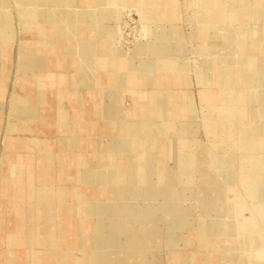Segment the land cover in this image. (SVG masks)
Returning <instances> with one entry per match:
<instances>
[{
    "label": "bare ground",
    "instance_id": "1",
    "mask_svg": "<svg viewBox=\"0 0 264 264\" xmlns=\"http://www.w3.org/2000/svg\"><path fill=\"white\" fill-rule=\"evenodd\" d=\"M34 1H40L44 6H46L47 2L50 3V5L42 10L30 8L24 10V12H20V22L31 18V20H35V22L41 24L32 27L37 28L36 33L33 32L34 34H27L21 38L19 51L21 53L23 51L30 52L27 47L34 42L33 45L36 50L34 55H31L33 57L32 60H34V68L36 69V84L34 86L41 102L47 101V92L48 89L51 88H57L58 95L62 98L61 88L67 85L68 82V75L64 71L65 62L63 58L59 59L55 57L53 68L50 58L47 61L37 56V53L40 51L47 52V50H44L43 44L46 45L45 40L48 35H51L53 30L57 32L61 38L65 36L72 38V42L69 44H63L62 42L56 43L54 45V50L60 49L63 51L68 48L71 53V66L76 67L78 62L76 55H79L81 58L80 61L82 60V62L92 70L84 74L83 77L85 82L97 78V80H100L101 84H107L108 90H110L112 87L110 89L109 87L112 85L109 81L115 78L114 81L116 85L118 84L121 87V91L125 90L136 96L134 113H129V111L118 105L120 97L118 92L115 91V89H111L108 92L109 99L107 108L111 111H116L115 113L117 114L123 113L124 116L133 118V121L126 125L130 135L126 134L118 138L119 142L125 145L126 143L128 144V138L131 135V140L133 139L132 137H134L133 146H124L125 148L130 147L132 149V154H129L125 160L123 158L127 166V171H123V169L117 166V157L112 153L108 156L106 169L102 167L92 168L93 172L90 173V175L97 172L104 176L99 186V191H102L107 198L106 200H100L96 204L95 201L90 198L82 199L89 209H93V214L94 211H96L94 215L98 216L94 226L87 219H84L86 225H83L82 218L80 219L79 217L77 219V226H79L76 227L77 232L80 231L83 238H87V243L89 245L92 242L91 240L94 242L92 247L87 249L84 264H93L95 261L99 264H141L146 255L143 239L147 238V235L145 238L144 236L142 237V235L147 231L146 229L149 228L157 232V235H149V242L146 239L147 246L150 242L152 243L155 241L157 243V241H159L158 236L162 228L169 229L167 232L169 234L168 236L172 237L170 239L174 242L181 239V236H185L188 242L187 245H192L191 242L195 238L194 234H192L193 230L190 229L188 225H185L186 222L193 224V219L190 218L191 215L188 214V209L177 207L173 202L174 199L170 200V202H166L159 201L156 195L149 197L147 182L143 185L141 184L142 186H139L138 190H133L129 187L141 172L145 173L144 169L140 167V161L138 162V160H148V162H150V153L153 155L157 153L155 151V143L150 134L151 130L156 129L157 123L154 120L163 121L162 124L165 125L163 129L168 130L169 123L166 122V120H168L169 117H183L186 113H191V109H188L187 104V100L190 99L189 93L191 90L188 87L186 90L183 88L191 83L189 82L190 77H192L193 80L192 85H201L199 93L201 104L208 103V106L213 105L218 111L220 131L226 134L228 138V147L232 148L235 140L246 138V131L239 125H236V121L237 117L241 114L248 119H252L250 114L251 109L249 110L250 107L248 105L249 102H247L248 97L255 98L258 102L254 106L255 111L264 110V0H185L183 3L185 8L184 16L189 23H191L190 26L194 27L192 35L193 42H187L186 47L190 48L189 46L191 45L190 50L192 53H198L200 55L199 58H195L193 63H191L192 61H190V59L180 57L172 61V55L168 54L169 49L174 50L175 47L179 44L182 45L183 42L181 36L178 35L175 30H172L174 26H176L175 23L180 19L178 12L179 0H83L82 3L86 6L100 3L103 5L110 4V6L111 4H118L119 6L130 5L135 8L141 21V30L143 34L141 35L142 39H137L136 37L135 41H133L134 44L130 43L133 46L129 49L124 48L125 40L123 39L125 34L124 28L128 26L126 24L128 22H125L126 20H121V16L123 17V15H116L117 12L115 13L110 9H106L108 6L99 12H92L93 14L89 19V14H86L85 10L82 12L77 11V9L74 11V8H70L72 10L68 8L69 10H65V12L62 13L57 9V6L60 5H73L77 0H30V3L26 5L33 6ZM202 1L204 2L202 3ZM82 8L84 9L85 7ZM82 8L79 7L78 10ZM89 9L91 10L90 7ZM11 18L12 15L10 14L5 15V17H0V58L2 59V68L0 71V101L1 96H3L6 91V82L9 77L2 73L10 69V45L13 40L9 25ZM87 19L92 22H94L95 19L108 22L102 29V35L107 41L96 43L84 40V36L86 35H98V31L93 28V25L90 23L87 24ZM198 22L199 26L197 25ZM79 23H83L84 26L80 24L79 27ZM149 23H151L152 26L155 24L156 28H158V26L160 27V24L167 23V25H170V29L164 32L159 29L152 31L156 32L157 35L154 36L156 40L153 44L150 41L146 42L144 40L146 36L149 38V34L151 33L147 27ZM202 33H204L203 36L207 43L206 53H203L200 48L202 39L199 38V35ZM36 36L38 40L35 39ZM166 38L169 39L166 40ZM5 41L9 43H5ZM109 42H111V44ZM160 43H163L161 44V46H164L163 49L160 48ZM157 54L159 57L164 56V60L161 61H164L162 63H167L164 65L167 70L161 69V62H158L160 60H158ZM29 56L30 55L23 57L29 58ZM218 63L221 65L229 64V66H234L217 68L216 65ZM26 69L27 68H24V74L20 78L16 76L15 80H13L15 86L21 87L30 82L29 80L31 78L25 73ZM194 72L195 78L192 76ZM214 74H220L224 82L218 81L220 90L213 93L204 89L202 86L211 87L214 84ZM235 84H237L236 87L240 85V89L239 91L238 89H232L235 92V96H232V90L226 86L230 87ZM173 86L174 88L170 90L169 87ZM29 87L31 88L30 85ZM19 90L17 92L15 88L10 94V115L13 113H19L21 115L26 114V105L24 102L30 100V95L23 91L19 92ZM221 99H226V101ZM205 108H207V106ZM196 113L199 119L207 118L204 114L200 116V109H197ZM40 120L43 123H47L45 115H42ZM12 127L14 130L19 128L20 125H13ZM259 139L261 140L260 143L263 144L264 135H261ZM253 142L255 141L251 140V146H254ZM28 147L31 148V146ZM47 148L48 146L42 145L38 150L46 159L48 166H46L47 169L44 168L43 172L39 170V174L44 177V181L46 182H43L38 187L37 198H32L34 200V215L31 220L29 217V221H27L32 225V229L28 232L27 236H19V234H15L14 231H8L6 232V241L0 242L2 246H0V255H2L3 252L5 256H9L7 258L9 260L8 264L76 263V261L71 259L73 252L68 250L67 241L64 240L63 230L65 223L62 224V222L67 211L66 207H64L66 203L64 204V201L61 200L57 205H54L52 200L48 198V195H50L55 188L52 189V186L50 188L48 184H46L47 181H49L48 175L52 173V161L45 155L48 154L46 151ZM171 148H173L175 152V160L177 162L179 161V167L175 168L176 171L173 175H165L164 172H159V180L164 182L166 186L168 185L170 190H172L173 187L170 182L175 183L184 173L187 177L193 178L195 173V171L192 170V162L189 160V156L179 151L175 146H171ZM94 149L95 148L91 146L87 148L88 152L91 151L95 154ZM259 149L260 153H258L257 157L262 163H260L261 169L264 170V148L260 147ZM252 155L255 156L254 153ZM205 157L206 154L204 152L202 158ZM4 160H10V156L5 150L2 151V156L0 158V187L2 185V176L5 177L6 174L4 171ZM79 160L83 161L84 159L80 156ZM182 160L184 163L180 164ZM190 169L192 170L191 172L189 171ZM27 171L30 172L29 167H27ZM7 174L10 175L9 178H11L12 181H16L15 178L19 174L18 168L15 165L8 166ZM222 175V171L220 170L219 173H217L220 180H222ZM124 180H126V182ZM244 180L248 190H250V188L257 191L260 190L261 184L257 176L248 175ZM184 188L188 190L190 195L193 193V188L188 184L181 187L182 190H184ZM2 193L3 191L0 189V198ZM127 194L132 198L133 196L138 198V203L140 205L138 212H133L127 204L128 200L124 199V196ZM183 194V192L176 191L175 195L177 196V202L178 199L184 198ZM238 196L242 197L241 194ZM247 197L252 200L254 199L251 194ZM143 201L146 203L143 204ZM76 204L77 202L75 200L73 206L74 209L79 212V207H77ZM243 206L244 204L237 203L235 207V209L237 208V210H235L236 214H234L236 218L240 216L241 210L243 211ZM256 208H258L259 211V204ZM156 209L161 212V217L156 215ZM260 210L264 214V210H262V208ZM54 211L58 212L57 218L60 222L57 228L61 229V231H58V233L55 232V234L51 232L50 228L53 220L51 214ZM174 213L177 215V218L174 217ZM237 213H239V215ZM127 216L132 219V223H134L133 226L131 225L129 227L130 237L126 236L123 231L124 226L127 225V223L124 224L125 221L123 222V219ZM166 217L169 222H165ZM9 222V225L7 224L8 222H6V224L11 226V220ZM215 227H217L215 231L218 233V237H221L219 239L222 242L234 240L236 243H240V247L241 244L245 245V242H247V239L244 238L245 236L243 237L241 229L244 228V225L242 223L237 224V221L232 218L230 220L226 219L224 214L219 216V221ZM256 227L254 223L253 227L250 224L248 228H250V231L256 232ZM75 233L72 232L73 235H75ZM230 233L233 235L231 236L232 238L229 235ZM17 237H19V239ZM261 237L258 235L257 237L252 236L248 243L255 245L263 239ZM53 245L55 247H53ZM174 245L176 246V244ZM188 255L192 260V264H196L192 257L193 252H190ZM59 257L61 259L60 261L58 259ZM233 264L238 263L236 261Z\"/></svg>",
    "mask_w": 264,
    "mask_h": 264
},
{
    "label": "crops",
    "instance_id": "2",
    "mask_svg": "<svg viewBox=\"0 0 264 264\" xmlns=\"http://www.w3.org/2000/svg\"><path fill=\"white\" fill-rule=\"evenodd\" d=\"M82 1L83 0H77L76 3L81 5ZM184 1L185 0L178 1V12L180 16L178 30L185 34L189 42L192 31L190 29L191 23H189L184 16ZM203 2L204 1H202V3ZM49 5L50 3L47 2L45 7L47 8ZM92 6H94V12H98L103 8V4L100 3ZM57 9L64 13L65 10H67V7L57 6ZM16 18L17 17L15 16V19ZM11 21L13 22V20ZM17 22L19 30L15 29L16 26L14 28L12 25L13 31H11V36H13V40L10 45V74L6 82V91L3 96H1L0 101V158L2 156V151L4 150L10 156V160H4V171L6 174L5 177L2 176V185L0 187L3 191L0 198V242L6 241V232L8 231H14L15 234L21 231L25 232V234L27 233V235L28 232L31 231L32 225L27 222L29 221V218L24 219L26 220L24 221V225L20 222V220L23 222V215H29V208L24 206L21 209L22 211H17L16 209L18 208V205L14 204L16 210L15 213L20 214L21 217H19L20 215L17 216L18 214L16 215L13 213V215L12 212H7V209L10 206H8L7 200L20 199L22 202L26 203L28 199L32 200V198H37L38 187L43 182H46L44 181V177L39 174V170H41V168L47 169L46 166H48L46 159L42 156L40 151L38 152V150L42 145L48 146L46 150L48 154L45 155H47L49 160L52 161V173L48 175L49 181H47L46 184H48L50 188L52 186V189L55 188L54 191L52 190L53 192L48 195V198L52 200L54 205H57L61 200L64 201V204L66 203L64 207H66L67 211L62 222V224L65 223L64 230L62 229L64 231V240L67 241L68 250L73 252L71 259L76 261L74 264H84L87 249L91 248L94 242L91 240L92 242L89 245L87 243V238H83L80 231L77 232L76 227H79L77 226V219L79 217L80 219L82 218L83 225H86L84 219H87L94 226L98 216L94 215L96 211H94L93 214V209H89L82 199L90 198L95 201L96 204L100 200H106L107 198L102 191H99V186L104 176L97 172H94L93 175H90V173H92L95 168L102 167L106 169V163L108 162L107 160L110 153L116 155L117 166L120 169H123V171H127V166L125 165L124 160L125 158L127 159L129 154H132V149L130 147L125 148L124 146H133L132 143L134 137H132L133 139L131 140V135L128 138V144L126 143L125 145L119 142L118 138L119 136H125L126 134L130 135L126 125H128L129 122H132L133 118L126 117L123 113L117 114L115 113L116 111H111L107 108V102L109 99L108 92L111 89H115V91L118 92V95L121 93V87L118 84L116 85L114 77V80L112 79L109 81L112 85L109 87V89L112 87L110 90H108L107 84H101L100 80H97V78L85 82L83 77L84 74L92 70H90L82 60L80 61L81 58L79 55L75 54L78 59L76 65L77 69L75 66H71L72 59L70 58L71 53L68 48L64 47L66 49L63 51L60 49H57L56 51L54 50V45L56 43L62 42L63 44H69L72 42V38L68 36L61 38V36H59L57 32H54V30L45 40L48 47L47 52L40 51L37 53V56L42 60L46 59L47 61L50 58L53 68L54 58H63L65 62L64 71L68 75V82L67 85L61 88V93L63 95L62 98L59 97L57 88H51L48 89L47 92V101L41 102L34 86L36 84V69L34 68V60H32L33 57L31 56L35 53L36 49L33 43L27 47L30 51L29 58L21 56V52L19 51L21 38L27 35V29L30 30L33 26H36L37 23L35 20H31V18L23 20L21 24L17 18ZM86 22L87 24L91 23L93 25V28L98 31V35H86L84 38L86 40L102 38V29L108 22H104L101 19H95L94 22ZM197 25L199 26V22ZM203 35L204 33L199 35V38L202 39L200 48L203 53H206L207 43ZM35 39H37V36ZM9 42L5 41V43ZM161 44L163 43H160V48L163 49L164 46H161ZM189 47L191 48V45ZM190 48H187L184 44H179L174 50L169 49L168 54L172 55V61L179 59V57L191 59L190 55L199 58L200 55L198 53H192ZM157 56L158 60H160L158 62H161V69L167 70L164 67L167 63L165 64L162 63L164 61H161L164 60V56L159 57L158 54ZM1 62L2 59L0 58V71L2 68ZM230 66L229 64L221 65L219 63L216 65L217 68ZM24 68H27L25 73L31 78L29 80L30 82L21 87L17 85L15 86L13 80H15L16 76L17 78H20L24 74ZM213 80L214 84L211 87H202L213 93L218 92L220 90L218 81L224 82V80L220 74H214ZM236 86L237 84L226 87L231 90L238 89L239 91L240 85L238 87ZM15 88L17 92L20 89L19 92L23 91L30 95V100L24 102L26 105V114L21 115L17 113L19 116L14 113L10 115L9 112L10 94ZM172 88H174V86L169 87L170 90ZM189 89L191 92L189 93L190 99L187 100V104L188 109H191V113H186L183 117H169L166 121L169 123L168 130L163 129V126H165L162 124L163 121L157 119L154 120L157 123L156 129L151 130L150 134L155 143V151L157 153H155V155L150 153L151 156H149L151 157V163L148 162V160H138V162L140 161V167L144 169L145 173L141 172L140 175L133 180L131 185L128 183L130 185L129 188L138 190L139 186H142L147 182L149 197L156 195L159 201L166 202H170V200L174 199L173 202L177 207L189 210L188 214L191 215L193 224L186 222L185 225H188L192 230L194 229L199 232L203 231L199 233V235L202 234L207 236L209 233L213 232V230H217V227L215 226L219 221V216L223 214L229 220L231 218L236 220L237 224L242 223L244 225V228H241L242 234H245L247 231H250V228H248L249 225L251 224L253 227L254 224L253 222L248 224L241 218L247 213V209H250L253 214L262 213L260 208L258 211L256 206L260 200L264 199V188L262 190L260 188L259 191L251 188L248 190L244 179L248 175L257 176L260 180V184H264V170L261 169L262 163L257 157L258 153H260L259 148H264V143H260L261 140L259 139L261 135H264V110L255 111L254 106L258 102L255 98L248 97L247 102H249V110L251 109L250 114L253 120L250 118L248 119L242 114L237 117L236 125H239L246 131V138L238 139L237 141L235 140L234 146L230 148L228 147V138L226 134L220 131L219 113L216 108L213 105L208 106V103L201 104L199 97L200 90L197 94H194L191 87ZM233 90L231 95L235 96ZM127 98L129 99L128 95L123 97L122 105L128 104ZM221 100L226 101V99ZM206 106L207 108H205ZM121 108L123 107L121 106ZM197 109H200V116L201 114H204L207 118L199 120V116L196 113ZM42 115H45L47 123H43L40 120ZM195 120L201 122L206 137L204 141L197 140L199 130L198 127L193 126ZM13 125H20V127L13 130ZM251 140L255 141L253 142L254 146H251ZM28 146H31V148ZM88 146L95 148V154L91 151V153L88 152ZM171 146H175L179 151L189 156V160L192 162V169L195 171L193 178L187 177L184 173L175 183L170 182L173 186L172 190H170L168 185L166 186L164 182L159 180L160 171L164 172L165 175H173L176 171L175 168L179 167V161L177 162L175 160V152ZM33 147L35 151L33 150ZM204 152L206 157L202 158ZM253 153L255 156L252 155ZM80 156L83 157V161L79 160ZM12 165H15L19 171L18 176L15 178L16 181H12L11 178H9L10 175L7 174L8 166ZM27 167L30 168V172L27 171ZM220 170L223 174L222 180L217 176V173H219ZM124 181L126 182V180ZM187 184L193 188V193L191 195L188 193V190H185V188V192L181 189L183 185L185 186ZM232 187H236L238 193H240L242 197L237 196L236 192H231ZM176 191L184 193V198L178 199V202L176 201ZM249 194L253 195V200L247 197ZM22 198H24V200ZM124 199L128 200L127 204L133 212H138L140 207L138 198L135 196L132 198L127 194L124 196ZM73 200H76V206L79 207V212L74 209ZM145 203L146 202L143 201V204ZM236 203L244 204V206H246H243V211L241 210L240 216H237V218L234 216V214H236L235 210H237V208L235 209ZM249 203L252 204V208H248ZM11 207L12 206H10V208ZM30 214L31 220L34 212H31ZM237 214L239 215V213ZM51 215L53 220L50 228L51 232L55 234V232L58 233V231H61V229L57 228L59 226L58 223L60 222L57 218L58 212L54 211ZM156 215L160 217L162 215L158 209H156ZM176 216L177 215L174 213V217ZM10 220L12 223L11 226H8ZM124 221V224L127 223V225L124 226L123 231L126 236L130 237L131 234L129 233V227L131 225L133 226L134 223H132V219L128 216L123 219V222ZM6 222H8V225ZM165 222H169L167 217L165 218ZM166 229L167 228H164L163 230ZM72 232H76L75 235H73ZM21 235L23 236V233H21ZM53 247L55 246L53 245ZM165 248L166 247L164 246V249ZM58 259L59 261L61 260L60 257Z\"/></svg>",
    "mask_w": 264,
    "mask_h": 264
},
{
    "label": "rangeland",
    "instance_id": "3",
    "mask_svg": "<svg viewBox=\"0 0 264 264\" xmlns=\"http://www.w3.org/2000/svg\"><path fill=\"white\" fill-rule=\"evenodd\" d=\"M25 1H26V3H25ZM76 2H74L73 5L67 4L68 6H66V5H60V6H66L67 10H69L70 8H74L73 9L74 11L76 9H77V11H82V12L85 10V13L89 14L88 18L91 17V15L93 14L92 12H94V9H93L94 6H92V5L86 6L82 2H81L82 4L79 5ZM28 3H30V0H0V17L1 16L5 17V15H7V14H10V15L13 16V18L10 19V22H9L10 32L13 31V27L15 28V26H16L15 29L19 30L18 24H17L18 23L17 22V18L19 19V22H20V12H24V10H27V9H30V8H34L35 10H42V9L46 8L40 1H34V5L33 6L26 5ZM20 4H22V5H20ZM71 6H74V7H71ZM75 6H77V7H75ZM107 6L110 7V8H108ZM79 7L80 8L85 7V8L84 9L82 8L83 10L82 9L78 10ZM89 7L91 8V10L89 9ZM50 8H55V7H50ZM103 8L110 9V10L114 11L115 13L117 12L116 15H119V14L123 15V17L121 16V20H124V21L126 20L125 22H128V23H126L128 25L126 27L127 29L124 28L125 34H124V38L123 39L125 40V42L122 39L123 42H124V48L125 49H129V48H131L133 46L132 44H134L133 41H135L136 37H137V39L138 38L142 39L141 35L143 33H142V30H141V21H140V19L138 17V14H137V11L135 10V8H133L130 5H121V6H119L118 4H111V6H110V4L103 5ZM70 10H72V9H70ZM87 10H88V12H87ZM15 16L17 17L16 19H15ZM130 18H131V20H130ZM136 18H137V20H136ZM11 20H13V22ZM87 21H91V20L87 19ZM179 21H180V19H179ZM179 21L177 23H175L176 26H174V28L172 30H175L177 32V34L181 36V39L183 41L182 45L184 44L186 46L188 40H187V37L185 36V34L182 33L180 30H178ZM20 24H21V22H20ZM40 24L41 23L38 22L36 24V26L40 25ZM80 24L82 25L83 23H79V27H80ZM12 25H13V27H12ZM153 25L154 26H152L151 23L148 24L147 27L149 28L148 30L151 33L149 34V38H147L148 36H146L144 40L146 42L150 41V42H152L154 44V42L156 40V37H154L156 35V32H152V31L159 29L160 31L164 32V31L170 29V25H167V23L166 24H160V27L158 26V28H156L155 24H153ZM82 26H84V24ZM193 28L194 27L190 26V29L192 31V34H191V37H190V40H189L190 43L193 42V40H192L193 39V37H192ZM36 30H37V28H32L30 30L27 29V31H28L27 34H34V33H36ZM6 34H7V32H6ZM126 34H127V36H126ZM102 38H100L101 40L99 38H96V40L88 39L87 41L96 42V43L107 41L104 38L103 35H102ZM167 39H169V38H166V40ZM84 40L86 41L85 38H84ZM109 43L111 44V42H109ZM130 43H132V44H130ZM43 47H44V50H48L47 45L43 44ZM23 52L21 53L22 56L30 55V52H26V51H23ZM32 55H34V54H32ZM190 57H191L190 61L193 62L195 60V56L190 55ZM9 72H10V69L8 71L3 72L2 74L6 75L8 77L9 74H10ZM192 76H194V78H195V72L193 73ZM192 81H193L192 77H190L189 78V82H191V83H189L188 86H184L183 88L186 90L187 87L188 88L191 87V89L193 90L194 94H197L199 92L201 86L194 85V84L192 85ZM180 90H182V89H180ZM126 95L129 96L130 100L127 98V103L128 104H123L124 105L123 106L122 105V99ZM135 101H136V96L135 95H133L132 93H130L128 91L122 90L121 93H120L118 105L122 106L124 109L129 111V113L130 112L134 113V107L136 106ZM199 120H201V119H199ZM193 126L194 127H198V130H199L198 134H197V140L198 141H204L206 139V137L204 135L201 122H199L198 120H195L194 123H193ZM150 163H151V161H150ZM183 163L184 162L182 160L180 164H183ZM192 170L190 169L189 171L191 172ZM43 171H44V169L41 168L40 172H43ZM260 188L263 189L264 188V184H261ZM231 192H233V193L236 192V194H238V195L240 194V193H238V190H237L236 187H232V191ZM22 199L24 200V198H22ZM7 203H8V206L9 205L12 206L11 208H10V206L8 207L7 212H12V214L16 210L17 211H22L21 209L24 206L29 208V210H30L29 211V215H23L24 216L23 219H22L23 222L20 220V222L23 225L25 224L24 221H26L24 219H26V218L28 219L30 217V215H31L30 213L34 212V209H33L34 208L33 207L34 206V200L33 199L32 200L28 199L26 201V203L22 202L20 199H15V200L14 199H8ZM14 204L18 205V208L16 210H15V205ZM258 204H259V208L260 209L262 208V210H264V199L260 200L258 202ZM236 205H237V203H236ZM236 205H235V207H236ZM251 206H252V204H250L248 206V208L249 207L252 208ZM249 210L250 209H248V211H247V215L245 214V215H243L244 217H241V218L243 220H245L248 224H250L252 222L256 223L255 226H257L256 227L257 229H256V232L247 231L245 234H243V237L245 236L244 238L247 239V242H245V245L241 244V247H240V245H239L240 243L237 242L238 243L237 244L234 240H230L231 242L230 241H226L227 239L225 240L226 242H222L219 239L221 237H218V233H216V231L211 232L207 236H205V235H202V234L199 235V233H201L203 231L199 232V231H195L194 229L192 231V234H194L195 238L191 242L192 245H187L188 242L186 241L187 239H186L185 236H181L182 241H181V239H178L177 242H174L172 239H170L172 237L168 236L169 234L167 232H168L169 229L167 228L166 230H163L164 228H162V231H161V233L159 232L160 234L158 236L159 241H157V243L155 241L152 242V243L150 242V244L147 246V240L149 242V235L150 234L153 235V236L157 235V232H155L154 230L149 228V229H146L147 231H145L144 234L142 235V237L144 236V238L147 235V238H146L147 240L143 239V244H144V246L146 248V250H145L146 251V253H145L146 255L144 256V259L142 260L141 264H192V260L190 259L189 255H188L190 252H193L192 257H193V259H194L196 264H233L236 261H237L238 264H264V214L263 213H260V214H253L252 213L251 214V212ZM255 210H256V208H255ZM19 215L20 214H18L17 216H19ZM252 215H254V216H252ZM19 217H21V215ZM226 219H228V218H226ZM150 230H151V232H150ZM17 233L19 234V236H21V233H23V236H25V235L27 236V233L25 234V232L19 231ZM252 233H253V235H252ZM197 235H198V237H197ZM229 235H230V237L233 236L231 233ZM257 235L259 237L262 236L261 238H263V239H261L255 245L248 243L250 237H252V236H256L257 237ZM17 238L19 239V237H17ZM174 244H176V246ZM164 246L166 247L165 249H164ZM244 246H245L246 249L244 248ZM8 257L9 256H5V254L2 252V255H0V264H8V262H9V260L7 259ZM93 264H99V263L95 261Z\"/></svg>",
    "mask_w": 264,
    "mask_h": 264
}]
</instances>
